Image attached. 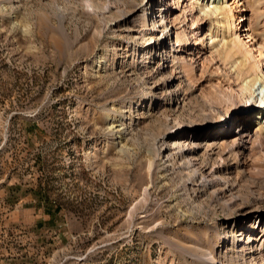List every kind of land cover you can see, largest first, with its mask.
Returning <instances> with one entry per match:
<instances>
[{
    "label": "rangeland",
    "instance_id": "374dc122",
    "mask_svg": "<svg viewBox=\"0 0 264 264\" xmlns=\"http://www.w3.org/2000/svg\"><path fill=\"white\" fill-rule=\"evenodd\" d=\"M147 1L0 0V264H264L247 241L264 210L246 216L264 132L216 52L237 36L258 60L264 0L216 3L242 16L235 36L205 0ZM181 128L191 168L165 151Z\"/></svg>",
    "mask_w": 264,
    "mask_h": 264
},
{
    "label": "bare ground",
    "instance_id": "6f19581e",
    "mask_svg": "<svg viewBox=\"0 0 264 264\" xmlns=\"http://www.w3.org/2000/svg\"><path fill=\"white\" fill-rule=\"evenodd\" d=\"M197 1H199V0H197ZM201 1L203 2V0H201ZM205 1H206L205 5H203L202 7L199 4V6H198L199 7V11L202 12L204 15L205 14L206 15H215V17H217L219 14L222 13L224 15V19H225L224 28L226 27L227 30L228 31L230 30V32L235 36V34H236L235 30H236V28H238V24H239V23H236V19L238 18L241 21L242 16L241 15L235 16L232 13L231 9H229V8H224L223 7V9H220L216 5V3L219 0H211L210 2H209V0H205ZM147 2H145L144 6L147 4ZM151 4H154L153 0H150L148 6L151 5ZM237 7H238L237 12H239V10H241V8H239L240 7L239 5ZM160 17H162V16H160ZM154 22H157V21L155 20ZM216 22H220V20H217ZM159 29H160V25H157V28H153V27L150 28V30H157V32H159ZM249 30L251 31V33H248V37H251L252 33H254V31L256 29L255 28L252 29V28L249 27ZM156 36H152V37L155 38ZM167 36L168 35L166 34V35L161 36V38L158 39L157 43L159 44V46H162L164 44L165 38H167ZM224 37L225 36L223 34L221 39H224ZM176 38H177V36H176ZM213 38L214 37L210 34L209 40H211V42H213ZM252 39H253V37H252ZM178 40L181 41L179 38H177V41ZM232 40H233L232 41V47H229V48H228V42L225 40V47L228 50H227V52H225L224 55L222 54V52L219 49H216V52H217L218 56H220V58L223 59V61L225 63H227V64L230 63L228 66H229L231 75L228 77V79L230 80L231 78H233V81L237 82L236 84L238 85L240 91H242V92L249 91V93H248L249 98L251 96L252 97H256V99L254 98L255 99L254 100V104H256L257 106H259L261 108L258 109L259 111L256 113L257 118H256V120L254 122V123H256L255 132H259V131L260 132L261 131L264 132V129L261 128V126H264V120H258L260 116L262 117V119L264 118V74H263V68L261 67V65H258L257 62H255V60H256L255 52L253 51V49L251 47H249V46L244 47L245 45L241 44L242 42H239V40L237 39V36L234 39H232ZM261 40H262V42H260L261 44L260 43L259 44L262 45L261 47L264 50V36L261 37ZM154 43H155V40H154ZM213 47H214V45H212V48ZM172 48H170V50L168 52V53H170L171 51H173V53L171 54L173 56V60H172L173 64L171 63V67H173L175 65V60L177 61V59H176L177 56L175 55V51L176 50H175V48L172 50ZM263 52H259V58L256 61L263 62V60H264ZM237 54H242V57L244 58V59H242V61L238 60V63H237V58L235 57ZM161 61H163V60L161 59ZM160 64L163 65V62L162 63L160 62ZM178 67H180V66H178ZM156 71L157 70H155V72ZM181 72H183V68H180L178 71L175 70V74H178V73H181ZM252 73H254L253 76H251ZM259 95H260V99L257 102V97ZM243 101H245V100H243ZM222 117L225 118V115H223ZM209 118L210 117H208V115H204V116H201V117L199 116V117L195 118V122L194 123L193 122H190V123L193 124L192 127L198 128V127L203 126V128L206 129L207 128V123L209 122ZM213 123H216V121L214 120ZM109 126H112V125L110 124ZM178 132H179L178 133V138L172 139V145H170L168 148H165V151H167L168 149L171 151V150H175V149L178 148L177 153L180 152L179 159H180V161H182L181 165L183 167H185V168H191V166H192L191 163L193 162V160H196V159H199V158H190V159L185 158V155H184L185 154V148H183V144H180V140H181V143L183 142L182 141V137L185 134V129L181 128V130L178 131ZM204 132H205V130H204ZM213 132L214 131L212 130L211 133H213ZM172 135H173V133L170 134L169 136H172ZM214 145H217V144H209V142H208V144H206V146H204V148L206 147V150H209V151H212L213 148H215V147H217L218 149H221V145H217V146H214ZM206 153H208V152L206 151ZM211 154L212 153H210L209 155H211ZM210 161H211L210 158H208V156H207L206 158H203V160H200V161L196 162V163H200V166H199L200 169L196 170L195 173H193L194 174L193 175L194 176V180L196 179V177H198L200 175V173H199L200 170L207 169L211 165ZM184 180H185V178H184ZM184 180H181V181H184ZM199 185H201V182L198 184V186ZM230 185L231 184H228L225 187V190H229ZM249 204H250L249 202H245V205L243 206V208L249 207L250 206ZM263 210H264V208L263 207L261 208V206H260V208H255V209L249 210V212L246 214V216L247 217H252V216H254L253 214L259 213L260 211H263ZM255 218L258 219V218H260V216H257ZM237 222L238 221L233 223V225H234V228H233V236H234V238L236 236L235 229L237 227ZM263 223H264V217H263V220L260 222V224L258 226H255L254 224L251 225L250 229L253 230V231L255 230V233L252 236H251V234H248L247 235V237H248L247 241L249 243V247L252 248L251 244L253 242L261 240V244L260 245L262 246L261 247L262 248V252H261L260 255H262L264 257V234L262 233V231H260V228H262L261 225ZM230 225H231V223H230ZM234 242H235V240H234ZM253 252H256V248H254ZM235 257H238V256L236 255ZM205 264H210V262L206 261ZM237 264H239V263H237Z\"/></svg>",
    "mask_w": 264,
    "mask_h": 264
}]
</instances>
